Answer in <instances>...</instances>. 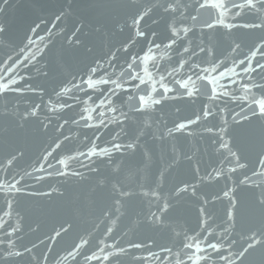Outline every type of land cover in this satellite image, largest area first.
Returning <instances> with one entry per match:
<instances>
[{
	"label": "snow or ice",
	"instance_id": "1",
	"mask_svg": "<svg viewBox=\"0 0 264 264\" xmlns=\"http://www.w3.org/2000/svg\"><path fill=\"white\" fill-rule=\"evenodd\" d=\"M13 7L0 264H264V0H112L70 36ZM58 37L84 56L59 77Z\"/></svg>",
	"mask_w": 264,
	"mask_h": 264
},
{
	"label": "water",
	"instance_id": "2",
	"mask_svg": "<svg viewBox=\"0 0 264 264\" xmlns=\"http://www.w3.org/2000/svg\"><path fill=\"white\" fill-rule=\"evenodd\" d=\"M68 2L74 3L75 11L68 18L56 21L57 9ZM108 2L112 0H13L14 7L10 12L13 32L22 35L34 20L39 22L37 17H45L49 20L48 27L56 25L54 32L70 36L75 27L84 21L90 22L95 19L100 12L97 5ZM84 31L90 30L85 28ZM83 59V49H68L65 40L58 37L46 62L49 63L52 74L59 77L62 74L66 75L67 71L78 65L82 66Z\"/></svg>",
	"mask_w": 264,
	"mask_h": 264
}]
</instances>
